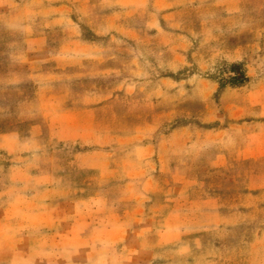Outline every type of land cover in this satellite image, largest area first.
I'll return each instance as SVG.
<instances>
[{
  "label": "rangeland",
  "instance_id": "374dc122",
  "mask_svg": "<svg viewBox=\"0 0 264 264\" xmlns=\"http://www.w3.org/2000/svg\"><path fill=\"white\" fill-rule=\"evenodd\" d=\"M58 8L64 13H54ZM39 9L47 10L46 15L36 26L28 24L24 35L42 33L47 39V57L31 65L30 85L39 91L51 125L40 150L20 144L29 157L23 168L30 174H9L15 156L0 150V188L19 184L0 194V215L7 218V224H0V264H264V157L251 163L250 180L241 173L232 181L225 170L202 171L189 173L196 181L189 188L187 175L168 173L163 197L174 199V208L167 227L180 235L167 244L148 237L133 240L130 245H138V255L114 253L113 248L122 251L124 240L115 246L100 244L110 241L106 237L114 231L107 226L93 229L95 243L81 230L71 236L62 221L71 211L56 205L63 198L91 199L103 182V187L118 186L117 153L129 149L128 140L135 137L171 136L176 153L171 164L185 170L182 140L216 129L202 123V102L210 90L212 98L241 87L256 92L245 101V117L239 122L248 119V131L260 129L264 138V0H80L70 7L64 0H0V62L5 55L17 60L23 45L20 30L8 23L20 24L23 14L31 21ZM96 12L104 18L92 20ZM75 39H102L106 48L102 54L82 53L72 46ZM3 68L6 64L0 63V134L21 114L19 100L7 113L8 97L21 84L9 83L13 79L4 76ZM232 77L244 81L232 84ZM23 130L36 132L34 126ZM60 138L75 143L55 142ZM71 152L79 155L73 191L48 186L46 198L24 200L29 193L23 184H54L48 170L57 154L65 167ZM100 152L116 168L102 169ZM143 163L152 171L157 162L148 158ZM183 185L187 190H179ZM106 194L112 200L106 211L126 202L118 189ZM8 197L21 199L8 208ZM101 209L96 200L74 212L99 216ZM26 210L31 221L23 229L15 219ZM76 247H91L94 254L76 255Z\"/></svg>",
  "mask_w": 264,
  "mask_h": 264
},
{
  "label": "crops",
  "instance_id": "0c3cea01",
  "mask_svg": "<svg viewBox=\"0 0 264 264\" xmlns=\"http://www.w3.org/2000/svg\"><path fill=\"white\" fill-rule=\"evenodd\" d=\"M64 1L66 6L70 7L73 3H79L80 0ZM23 10L24 8H22ZM66 11H68V8H66ZM69 11H72V7L69 8ZM46 12L47 10L41 11L39 9L36 14L37 16L31 21L30 17L23 14V22L20 24L8 23L11 27L16 25L17 29L20 30L23 43L22 46L19 45L21 49L18 54L20 55L15 56L18 61L14 59V55L12 57L5 55L1 58L0 62L3 66L6 64V68H3L4 76L13 79L9 83L21 84V87H18L10 93L7 100V113L11 114L10 107H14L12 104H15V101L19 100L17 105L19 110H21V114L19 117H16L3 134H0V150L4 151L8 156H15V164H11L8 167L9 174L12 171L14 173H24V175L31 173L29 170L23 168V163L29 157L28 155L25 156L22 150L19 149L21 143L38 145V150H40L41 143L48 142L47 135L51 124L45 113L46 107H43L40 101L39 91H36L35 87L30 85V81L32 80L31 65L41 62L47 57V39L42 33L24 35L28 24L29 26L35 25L37 19L39 22V19L46 15ZM54 13L60 15L64 12H62V8H58L54 9ZM10 15L12 14L7 12V18H11ZM14 15L16 14L14 13ZM104 16L102 12L100 14L98 12L91 13L92 20L102 19ZM102 34L98 35L101 36ZM4 45L5 42L3 43ZM72 46H74V49L80 48L81 50H79L82 53L89 52V54L95 50H100L102 54L106 48L102 39H94L89 43H82L75 39L72 41ZM121 60L125 61L126 57L123 58L121 56ZM17 65L18 67L15 69L14 66ZM24 84H28V86H24ZM255 93L251 90L245 91V88L241 87L221 92L217 97L213 98L211 97V90L204 95L202 102V123L214 124L216 129L202 137H189L182 140L181 144L184 146V155L187 157V162L184 165L185 170L183 168L181 171L174 170L171 164L172 159L176 158V153L173 150L175 142L170 138L171 136L151 137L149 139L135 137L128 140L129 143L132 141L129 149L126 147L117 153L119 156H117L116 163H118L119 171L122 175L118 186L106 185L103 187L105 182L102 181L103 183L100 189H98V193L94 194L91 199L80 201L79 199L70 197L63 198L57 202L56 205L61 209L65 208L66 213L69 209L71 211V215L64 214L62 216V221L64 219L65 226H67V232L73 236L74 232L81 230L86 233L84 238H87L91 243H95L94 228L107 226L110 227L108 231L113 228L114 231H111L110 235L106 237L110 241H100V244L109 242L110 246H115V244L124 240L125 245L122 251L117 252V249L113 248V250L115 249L114 253L121 257H126L130 254L138 255L140 253L138 245L135 247L130 245L133 240H142L148 237L155 238L162 244L174 241L179 237L180 231L170 230L167 227L170 220L172 221L171 217L173 216L174 205L170 201H174V199L169 200L163 197V185L166 180V175L168 173H181L182 175L188 176L189 173L195 172L225 170L231 176L232 181L237 179L238 176L240 177V173L250 180L248 174L251 163L264 157V138L260 129L257 132L248 131V126L245 125L249 124L248 119L239 121L245 117V101H249ZM60 106H63V104H60ZM66 111L69 112L67 109ZM260 117L264 118V115ZM30 126H34L36 132L32 134L24 133L23 129H28ZM66 139H56L55 142L62 144L69 141ZM69 142L72 145L75 143L74 140ZM71 154L69 161L64 165L65 167L62 166L63 162L60 164V159L57 154L54 168L48 170V173L46 172L51 179L55 178L56 181L54 184L46 182L23 184V191L29 193V197H24V200L31 201L36 196L40 199L41 195L43 199L46 198V192L50 190L48 186H51V190L57 192L59 190H70L72 192L77 186V182L73 180V176L77 173L79 155L75 152H71ZM105 155H107L105 152L99 153L98 158L101 157L102 162L100 167L102 169L116 168L115 163H111L109 159L105 158ZM148 158H153L157 162L151 166L152 171L150 169L148 170L143 163ZM0 168L2 169V165H0ZM1 169L0 173L2 171ZM195 182L189 177V188L192 185L194 187L196 185ZM18 185V183L10 182L8 187L0 188V194H3L6 190L8 192L12 191ZM112 188L118 189L119 197H124L126 202L117 205L119 207L116 210L106 211V205L112 201L106 192H110ZM130 189L131 191L134 189L138 193L128 194ZM181 189L187 190V187L183 185L179 188V190ZM19 199L21 198L8 197L4 206L10 208ZM96 200H98V205H102L99 216H93L89 213L87 215H81L80 217V214L74 212L78 211L80 206L86 207L94 204ZM21 215L15 221L22 223L24 226L23 229H25V224L30 222L31 218L27 210L23 211ZM126 215L130 218H127ZM3 217L4 219L0 215V224H7L5 220L7 219L6 216ZM10 217L13 218L14 216ZM5 233L9 234L10 232L5 230ZM22 236L25 237V235ZM74 249L76 255L80 252L87 255L94 254V249L91 247H76ZM10 251L12 252V250Z\"/></svg>",
  "mask_w": 264,
  "mask_h": 264
},
{
  "label": "trees",
  "instance_id": "16d2710c",
  "mask_svg": "<svg viewBox=\"0 0 264 264\" xmlns=\"http://www.w3.org/2000/svg\"><path fill=\"white\" fill-rule=\"evenodd\" d=\"M231 81L234 82L232 84H241V82L244 81V78H241V77H232Z\"/></svg>",
  "mask_w": 264,
  "mask_h": 264
}]
</instances>
